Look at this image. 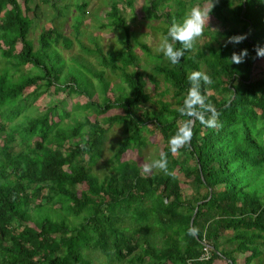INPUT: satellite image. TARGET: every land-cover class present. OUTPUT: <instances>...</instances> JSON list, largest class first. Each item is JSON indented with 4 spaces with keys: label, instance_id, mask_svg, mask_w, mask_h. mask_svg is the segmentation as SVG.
I'll return each mask as SVG.
<instances>
[{
    "label": "trees",
    "instance_id": "trees-1",
    "mask_svg": "<svg viewBox=\"0 0 264 264\" xmlns=\"http://www.w3.org/2000/svg\"><path fill=\"white\" fill-rule=\"evenodd\" d=\"M41 1L54 11L49 23H42L35 46L28 37L32 21L21 15L37 17L39 5L23 0L22 8L19 0H0V264H96V253L109 264H213L219 258L227 264H262L264 72L253 74L252 66L264 59L255 55V47L264 44V0H215L211 14L220 28L207 29V41L201 47L195 43L177 64L141 44L172 88L171 101L150 96L145 66L131 45L135 37L116 0L102 25L120 31V46L105 52L95 38L93 47L81 44L101 69L79 55L67 62L59 51L72 40L57 21L74 5L80 13L73 17V29L79 34L86 2ZM175 1L179 10L174 12L158 14L165 6L161 0H147L143 7L148 17L170 26L186 14L184 1ZM235 34L247 38L225 47ZM168 42L182 47L171 37ZM242 48L248 56L231 63V54ZM194 71L211 78L199 85L205 104L193 107L208 118L210 104L219 113L213 127L187 115L185 98L196 86L188 76ZM51 89L84 93L81 106L101 118L88 113L60 127L69 113L55 104L26 113ZM23 111L22 120L8 127ZM186 120H193L192 138L173 153L169 138ZM113 124L121 125L124 135L108 159L111 169L96 172L93 166ZM143 127L164 140L166 170L144 174L135 160L117 162L130 149L141 151ZM192 227L198 229L195 235L189 233ZM203 242L210 245L208 259H200Z\"/></svg>",
    "mask_w": 264,
    "mask_h": 264
},
{
    "label": "rangeland",
    "instance_id": "rangeland-1",
    "mask_svg": "<svg viewBox=\"0 0 264 264\" xmlns=\"http://www.w3.org/2000/svg\"><path fill=\"white\" fill-rule=\"evenodd\" d=\"M78 2L82 0H61L60 2ZM86 2L85 11L81 12V20L79 23V34H77L73 25L75 23L73 17L76 14H79V10L72 5L70 6V10L68 15L62 17L60 21H57L59 29L72 40V45L69 48H64L63 46H59V51L61 56L67 61L70 62L71 56L79 55L86 59H88L96 69H101V66L96 62V60L87 55L82 48V45H87L89 47H93V41L91 38H95L98 44L103 48L106 52L111 48L119 47L121 38V33L119 30L112 29L110 26H103L102 24L107 23L108 16H106L107 12L110 8V2L112 0H83ZM117 6L120 9V14L123 16L130 33H132L135 37L131 38L132 48L135 50V53L141 60L143 66H145V76L144 80L146 83V87L150 93V96L153 100H157L161 98L162 100L171 101L172 100V88L166 82H164L162 75L153 68V61L151 62V58L149 54L141 47V44L144 43L149 52L154 54L155 52L162 51L161 45L164 41L165 34L164 29L169 26V22L160 20L159 18H150L146 15L144 5L147 3V0H131L132 5L129 6L126 4L125 0H116ZM165 6L158 9V14L167 10L169 12H174L179 10L178 3L175 0H161ZM184 1V11L185 13L194 6H207V0H183ZM21 7L24 8L23 0H19ZM38 4L40 7V12L37 17L33 16L32 12H23L21 18L24 20L31 19L32 26L31 30L28 34V37L32 40L33 44L37 45V37L39 36L42 23H49L50 14L54 11L51 7L50 3H43L41 0H31V5L34 6ZM49 17V18H48ZM178 22V21H175ZM221 24L219 20L210 13L208 25H205L204 32L200 37H198L195 43L201 47L202 43L207 41L208 37L206 36L207 29H216L220 28ZM29 64L23 67V70L29 68ZM264 72V59L256 61L252 66V73L256 75H263ZM105 76H110L108 69L104 70ZM95 81L94 78H92ZM28 88L25 93H28L31 89ZM228 92L224 93L227 96ZM87 97L84 93H71L66 94L65 92H60L57 94H53L52 89L50 92H46L41 95L40 98L33 100L30 108L26 113H32V110L40 111L46 109L52 105H56L59 110L65 109L69 113V117H63L59 126L63 127L68 121H72L71 117H82L84 114L90 113L92 116L101 118L100 113L93 112L91 109H84L81 105L86 103ZM24 111L11 120L8 123V127L12 126L13 123H18L22 120ZM34 114V113H32ZM124 135L122 131V127L119 124H113L112 127L107 131L101 154L96 163L93 166V170L96 172H107L109 171L110 164L108 163V159L111 157L114 149ZM138 140L144 141V145L141 147V151L138 152V148L135 147L130 149L126 153H124L120 160L117 162L130 159L135 160L142 164L143 169L142 172L144 174L150 173V171L160 170L153 168L150 171H145L144 164L147 162H151L153 159H158L162 155V146L164 140L159 135L158 132H154L149 127L146 130V127H143L141 134L138 137ZM17 147V145H15ZM176 157L179 160L183 159V155L179 152L176 153ZM179 176L183 177L182 174ZM77 187H82V185H77ZM185 191H189L184 189ZM71 216V215H70ZM32 224V222H29ZM230 231H227V234H230ZM263 251L261 254V262L264 264V246L261 247ZM238 260L241 259L242 255H238ZM93 260L96 264H109L106 262L104 257L98 255V253L93 255ZM241 261V260H239ZM258 261V260H257ZM255 260V262H257ZM213 264H227V260L224 258H219L213 262Z\"/></svg>",
    "mask_w": 264,
    "mask_h": 264
},
{
    "label": "clouds",
    "instance_id": "clouds-1",
    "mask_svg": "<svg viewBox=\"0 0 264 264\" xmlns=\"http://www.w3.org/2000/svg\"><path fill=\"white\" fill-rule=\"evenodd\" d=\"M215 0H207V6H194L190 8L179 22H174L168 27L167 35L161 45L164 56L172 64L180 62V58L186 53V50H191L195 46V41L202 35L205 29V25H208L210 13L214 7ZM168 37L172 40H178L182 42V47L175 48L172 43L168 42ZM247 38V34H235L228 36L225 40V47L228 44H240ZM255 55L257 57H264V44L255 47ZM248 56V49L242 48L239 52H233L230 56V62L239 64L242 63ZM190 82H193L196 86L191 87L188 90L187 97L185 98V105L187 106V115L189 117L195 116L201 124L207 127H213L217 123V117L219 113L210 105L207 104L206 108L211 112V116L206 118L202 113H198L193 105L205 104V97L201 95L199 85L201 81L210 83L211 78L201 72L194 71L189 76ZM181 111H184L183 109ZM193 135L192 123L189 120L184 121L177 128L174 135L169 138L170 151L175 153L182 146L190 142ZM168 165L167 153H164L160 158L153 159L150 163L144 164L145 171H150L153 168L166 170ZM198 229L192 227L189 229V233L195 235Z\"/></svg>",
    "mask_w": 264,
    "mask_h": 264
},
{
    "label": "built area",
    "instance_id": "built-area-1",
    "mask_svg": "<svg viewBox=\"0 0 264 264\" xmlns=\"http://www.w3.org/2000/svg\"><path fill=\"white\" fill-rule=\"evenodd\" d=\"M209 249H210V245L206 242H203V247H202L203 253L200 256V259H208L210 257ZM189 264H193V263L190 262Z\"/></svg>",
    "mask_w": 264,
    "mask_h": 264
},
{
    "label": "water",
    "instance_id": "water-1",
    "mask_svg": "<svg viewBox=\"0 0 264 264\" xmlns=\"http://www.w3.org/2000/svg\"><path fill=\"white\" fill-rule=\"evenodd\" d=\"M191 121V123L193 124V120H190ZM194 216V215H193ZM193 216L191 217V219H190V223L192 222V218H193Z\"/></svg>",
    "mask_w": 264,
    "mask_h": 264
}]
</instances>
